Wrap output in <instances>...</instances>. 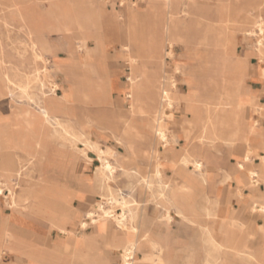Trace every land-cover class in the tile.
<instances>
[{"label": "crops", "instance_id": "obj_1", "mask_svg": "<svg viewBox=\"0 0 264 264\" xmlns=\"http://www.w3.org/2000/svg\"><path fill=\"white\" fill-rule=\"evenodd\" d=\"M234 3L242 4L243 7L254 12V26L255 21H259V17L253 8L260 7L258 13L264 17V0H237ZM18 4L28 19L30 27H34L36 33L41 35L39 41L44 54L49 47L58 48L49 40L48 35L54 32L62 34V31L54 29L61 26V23L57 21L58 18L66 19L74 16L75 13L69 3L66 0L60 1L50 11L32 0H19ZM211 5L213 13L216 14L218 0H212ZM2 8L1 6L0 12ZM136 10L138 11V7ZM7 14H9L8 11ZM50 15L53 18L50 19L49 27L41 28L37 25V20L41 22L44 16ZM122 30L129 32L132 27L126 24ZM257 34L251 36L254 44L262 38V34L259 32ZM237 39V46L231 50L233 54L229 61L233 67L250 66L242 80L243 88L247 99L251 98L259 106L257 108H264V78L262 76L264 69L261 68L260 57L248 41H244L239 36ZM79 45L77 40L72 39L67 47H72L76 51ZM98 45L101 47V53L97 56H85L81 51H77V54L74 52L72 55L55 58V63L58 65L71 68H66L69 72H54V75H61V80L57 82L59 87L54 94H50L47 102L43 101L51 118L50 123L40 116L35 105L28 106L14 100L10 86H6L3 72L0 71V89L4 99H8V106L4 105V100L0 102V143H5L4 146H0V170L8 168L5 157L7 156L14 159L13 173H15L6 178L10 184L2 185L4 193L0 194V264H43V262L58 264L59 254L66 259L75 258L68 246L65 248V244L68 245L72 239H75L73 232H76V224L84 218L82 217L84 208L92 203V199L97 195L96 186H100L101 183L97 175L98 170L95 177L86 172L89 163L84 165L85 159L78 151L61 144L60 141L51 140V137L55 136L64 138L62 135L53 134L59 127L54 121L56 119L71 131L78 132L81 140L88 141L77 127L93 126L99 132L107 131L105 136L111 134L116 143L126 146V154L120 156L118 161V171L125 172L127 176L130 174L132 179H138L137 186H141V193L144 194L142 200L147 201V204L152 200L150 195H146L151 188L148 189L142 184L144 179L151 178L149 171L154 158L162 164L163 172H169V174H162V178L169 186H165L166 189L164 186H159L156 193L159 203L164 204L162 211L158 214L153 212L145 215V218L140 212L137 221L138 233L140 237L148 241L142 243L135 251L138 256L136 259L144 256L151 261V264H155L159 259L163 264H264V212L260 210L264 202V162L262 160L264 158V124L255 125L253 128L245 127L238 135L237 143L233 147L225 146L227 153L222 156L201 149V154L205 155L202 175L188 169L192 163H186V165L183 163L185 143L181 146L182 150L164 148L160 151L158 149L157 156H153V147L159 144L154 133V115L133 114L129 103L127 107H124L123 96L124 91L128 89V79L127 75L126 81L120 79L123 65L127 68L122 44L102 38ZM116 45H119V50L116 49ZM84 47L89 48L87 41L84 42ZM239 47L241 50L238 55ZM186 54L187 50H184L181 56ZM199 54V57L193 60H183L177 64L185 72L183 81L187 87L186 92L180 93L182 96L191 97L187 103L190 107L188 111L195 115L203 114L204 108L192 95L191 88H198L211 96L224 97V94L216 87V79L219 80L221 76L220 71L208 74L204 70L208 63L212 66L217 64L215 68L218 69L220 60L215 56L210 59L202 56V52ZM260 59L263 60L264 57ZM170 63L175 62L170 59ZM47 66L53 70L54 59H49ZM162 67L161 87H168L166 60H163ZM19 71L21 72L18 74L16 72L14 76L9 70L8 73L13 80L20 81L24 70L19 69ZM76 71L82 73L87 79L97 77V82L87 84L81 92L77 91L71 79L67 77ZM175 71L180 73L176 69ZM64 73L67 75L65 76ZM59 90H61L60 94L57 93ZM245 110L249 123L254 124L252 121L255 115L252 114L251 108L247 105ZM183 113L182 110L181 114ZM262 113L264 114V110ZM175 126V131L169 127L173 132L170 142L176 143L179 139L185 142L176 132L177 124ZM138 139H144V148L136 145ZM88 142L92 144L93 141ZM247 148H251L250 161L244 163V168H239L238 162L243 160ZM82 151L88 157L87 152ZM104 151L103 155L106 158L117 154L111 147H107ZM21 155L35 160L34 179L26 180L24 184H22L25 180L22 175L23 168L18 170L16 167V157ZM255 155L258 158H255ZM161 158H163L162 161ZM143 159H146L145 162L148 165L146 169L142 167L145 164ZM249 170L258 171L261 175L260 180L254 182ZM144 172H147V178L141 181L140 177ZM11 175H13L12 178H10ZM225 176L231 179L225 180ZM1 181L0 179V184ZM183 183H192V186H179ZM22 185L21 189L16 187ZM6 186H9L12 193L6 189ZM160 190L165 194L163 201L158 195ZM209 206L215 208V215H211L210 212L203 213ZM166 208L171 210L182 208L185 214L178 216L174 214L169 220L166 216ZM163 212L162 218L160 216ZM91 226L88 225L84 231L80 230L77 233L78 236L83 233L87 235L86 240L79 245V249L82 252L86 251L85 244L91 237L94 247L91 248V255L99 256L100 261L105 260L103 257H109V264H112L113 259L117 257V251L106 253L102 245L106 235L103 232L96 234L93 227L86 232ZM80 232L83 233L79 234ZM210 238L221 242L223 246L216 248ZM153 242L162 245L163 250L159 257H157L159 249L152 244Z\"/></svg>", "mask_w": 264, "mask_h": 264}, {"label": "bare ground", "instance_id": "obj_2", "mask_svg": "<svg viewBox=\"0 0 264 264\" xmlns=\"http://www.w3.org/2000/svg\"><path fill=\"white\" fill-rule=\"evenodd\" d=\"M6 1V7L9 14L0 15V71L2 70L3 72L6 86L13 85L21 92V94L27 95L28 99L32 100L39 110L40 116L43 117L47 123H50L51 118L43 101L47 102V100L50 99V94H54L59 85L56 81H53V75L46 65V56L40 46V35L36 33L34 27H30L28 19L20 10L19 4L16 0ZM60 1L64 0H35V2L40 3L47 11L56 7L57 3ZM66 1L69 3V6L75 14L72 18H56L57 21L61 23V26L55 27L54 29L62 31V33L70 31L73 34L72 38L80 43L77 50L81 51L85 56L100 55L101 47H99L98 44L102 38L113 41L114 43L119 42L122 44V50L125 51V61L127 62V68L129 69L127 74L128 89L124 91L123 99L125 102L129 103L133 114L154 115V133H156V140L157 143L159 142L163 146L169 144L170 137L173 136V132L169 127L174 123L177 124L176 132H178L185 140V158L183 159V163H185V165L186 163H192L195 174L202 175L204 173L203 162L205 160V155L203 153L201 154L200 150L202 149L205 151V143L217 144L219 148L225 146L233 147L237 143L238 135L245 127L253 128L256 125L249 123L248 118L245 115L247 114L245 110L247 105L253 112L259 107L251 98L247 99V94L243 88L242 80L250 66L245 65L244 67L242 66V68H239V66L233 67L232 63L229 61V58L233 53L226 47L221 49L218 48L214 42L216 35L215 24L222 11V1L218 8H215L216 17L211 20L206 19L203 15V8H201L202 6L200 5L202 0H185L184 2H181V0H136V2L131 0L130 5L125 6L123 10L111 11H107L104 8L102 0ZM122 1L124 3V1L127 0ZM137 2H145L144 8L141 12L136 10ZM123 3L121 4L123 5ZM253 9L254 11L256 10L257 17H259V21H255V27L259 34H262V38L259 36L261 39L254 44V50L259 57L262 58L264 57V17L258 13L260 7ZM245 11L243 10L242 4L235 5L232 3L230 6V15L233 17V20L245 26V33L248 35L251 32L249 28L246 29V26L250 27L253 25L254 12ZM12 15L17 19L16 25L12 22ZM51 17L52 15L44 16L41 22L37 20V24L42 23L44 19L45 22L46 20L50 22ZM203 22H206L204 27H202ZM49 24L50 23H48V25ZM126 24H129L132 27V30L129 32L122 30ZM14 26L18 31H23L25 33V45L31 54V65L27 66L25 63L28 59V55H26L27 49L22 51V53L19 52V63L15 68L18 71L19 69L24 70L20 81H15L10 77L5 65L8 55L5 54L3 40L4 38H9L11 29ZM208 27H210L209 30ZM2 29L4 30V33L1 31ZM88 40L93 42V47H84V42ZM204 41H209L210 45L213 47L214 56L221 62L219 69L221 76L219 80L216 79V87L217 90L224 94V97L211 96V94L203 93L198 88H191L192 95L201 102L204 108V113L198 115L200 118L195 120L197 115L188 111L190 107L187 103L191 97L182 96L178 90L172 91L169 87H161V80L163 77L162 62L166 57L176 62L173 53L174 44H181L184 46L192 44L193 46H197ZM22 46L24 49L26 48V46L24 47V44L20 47L22 48ZM69 53H71V51ZM197 56H199V54H197ZM38 60L44 62V66L41 70L43 72V77L40 76V72L36 66V61ZM54 66L60 69V65L57 63H54ZM25 68L29 69L28 72H26L27 69ZM175 68L180 71L181 74H185L177 64L175 65ZM64 75L66 76L67 74L64 73ZM69 76L72 78V83L74 84L75 89L79 92H81L87 84H94L97 82V77L87 79L79 71H76ZM43 78H49V82L45 83ZM33 86H36L38 91L32 93L33 97H31L29 96V89ZM171 86L176 88L174 82H172ZM2 96L3 95L0 93V102L3 101V99H1ZM175 106L184 111L183 114L177 116V121H175L173 113L167 112L168 110H174ZM54 121L59 127L53 134L62 135L64 138L69 136L75 139V141L81 142L88 150L97 153L101 162L97 168V175L101 183L100 186H111V177H113V174L117 170L113 162L103 155L105 151L88 141L81 140L78 132L71 131L70 128L63 125L60 120L56 119ZM256 123H258V121ZM4 145L5 143H0V146ZM250 153L251 148H247L243 160L238 162L239 168H244V163L250 161ZM157 154L158 148L157 145H155L153 147V156H157ZM5 157L7 158L6 164L12 174L14 159L12 160L7 156ZM200 157L202 158L200 159ZM262 160L264 162V158ZM153 162L154 163L151 166V178H143L142 185L149 189L151 188L150 186H152V183L156 180V186H169L162 178V164L156 158H154ZM249 174L254 182H257L261 178L258 171L249 170ZM130 176L131 175L129 174V177ZM230 179L231 178L227 176L225 180ZM179 186H192V183H183ZM3 187L4 186L0 185V194L4 193ZM16 187L19 188L20 186ZM6 189H9V192L12 193L9 186H6ZM162 190H160L158 195L163 201L165 194ZM113 198L112 196H108L107 199L109 202H97L93 209H88L84 218H81L76 224V230L84 231L88 225H92L94 229L103 231L106 235V239L103 240L102 245L105 248L106 253L117 251L116 259L119 260L120 264H151V261L144 256L140 259L135 258L136 249L143 243L141 239L142 237H140L138 233L139 228L137 224L141 210L140 203L137 204V201H135L138 205L136 211H133L131 205H127L125 208H122V205H120L122 212L117 213L112 209V206H109L108 208L106 206V204H113ZM119 203L120 201H118L117 204ZM159 205L164 207L163 202L159 203ZM260 210L264 212V202L261 204ZM165 212L167 219L169 220L172 219L174 214L177 216L185 214L182 208H174L173 210H171V208H166ZM74 237L77 240L85 241L87 235H84V233L81 236L75 234ZM210 241L211 243L213 242L212 244L216 248H221L223 246L221 242L213 238H210ZM152 244L159 249V254L157 256L159 257L163 250L161 243L153 242ZM67 246L68 245L65 244V248ZM76 246H78V244ZM58 258V264H86L85 261L80 259H66L62 254H59ZM103 258L105 260H101V264H109V257ZM43 264L45 263L43 262ZM155 264H163V262L159 259Z\"/></svg>", "mask_w": 264, "mask_h": 264}, {"label": "rangeland", "instance_id": "obj_3", "mask_svg": "<svg viewBox=\"0 0 264 264\" xmlns=\"http://www.w3.org/2000/svg\"><path fill=\"white\" fill-rule=\"evenodd\" d=\"M18 1L19 0H16L17 3H18ZM32 1H35V0H32ZM130 1L131 0H127V1H124V3H123L122 0H102V2L104 4V8L107 11L123 10L125 8V6L130 5ZM133 1L136 2V0H133ZM184 1L185 0H181V2H184ZM221 1H222V3H221L222 11H221V14H220V16L217 19V22L215 24V29H216V35L214 38L215 45L220 49L226 47L229 51H231V50H233L234 47L237 46V38L239 36V38H242L244 41H248L251 48L254 49V42H253V38H251V36L256 35L258 32V30L255 28L254 24L251 25L250 27L249 26L246 27V29L249 28V30L251 32L250 34L246 35L245 26H243L240 23L235 22L233 20V17L230 15V6L232 3L235 4L234 2H237V0H218V3L220 4ZM6 3H7L6 0H0V7L1 6L3 7L2 11L0 12L1 15L7 14ZM121 3H123V5ZM144 5H145V2H137L136 6L138 7V11L141 12L143 10ZM200 5L202 6L201 8H203L202 12H203V15L206 19L211 20V19H214L216 17V14L213 13L212 8H211L212 7L211 0H202L200 2ZM243 10L244 11L246 10L245 12H250V11L252 12V10H250L247 7H243ZM11 19H12L13 24L16 25L17 19L14 18L13 15H12ZM44 20L42 21V23H38L37 25L40 26L41 28L49 26L48 23H50V22L48 20H46V22H45ZM205 24H206V22H203L202 27H204ZM263 26H264V24H263ZM209 28L210 27H208V30H209ZM1 31H2V33H4L3 29ZM17 31H18L17 28L14 26L11 29L9 38L8 39L4 38V40H3L4 51H5V54L8 55L7 60L5 61V65H6V68H8L9 72L12 75L16 74V72L20 73V71L15 69V67L18 66L20 53H22V51H24L26 49H27L26 55H28V59L26 60V64H27V66L31 65V54H30L27 46L25 45V42H26L25 38L26 37L22 31H18V32ZM51 34H54V35L51 36ZM40 37H41V35H40ZM72 37H73V34L70 31L62 33V34L54 32V33H50L48 35L49 40L52 43H54L55 45H57L58 48H50V47L47 48L48 51L45 54L46 65L49 63V59L50 60L54 59V63H55V58L57 56L62 58V57H65L66 55H72V53H74V52H75V54H77V51H78L77 49L75 51L74 48L67 47V45L69 44V41L74 39ZM10 38L12 39V41ZM14 42H15V44H14ZM203 43H204V45H203ZM22 44H24V47L26 46L25 49L23 48V46H22V48L20 47ZM87 46L90 48L93 47V42L91 40H88ZM185 48L187 50V54H186V56H181V54L183 53ZM116 49H118V50L120 49L119 45H116ZM240 50H241V47L238 48V55L240 53ZM70 51H71V53H69ZM200 52H202V56H207L209 59H210V57H214L213 47L210 45L209 41H204L200 45H197V46H193L192 44H189L186 46L181 45V44L180 45L179 44L173 45V53L175 55L174 59L176 62L170 63V58L166 57V59H165L166 62L168 63V70H167L168 73L166 74L167 75L166 82L168 84V87L171 88L172 91H174V90H178L180 92H186L187 91V87L183 81L184 75L176 72L175 71L176 68L174 67V65L179 64L180 61H183V60H188V61L193 60V59L199 57V56H197V54H199ZM259 60L261 63V68L264 69V59L262 60L259 58ZM255 61H258V60L255 59ZM36 66L38 67V71L40 72L39 73L40 76L43 77V72L41 70L44 66V62L42 60H38V61H36ZM68 67L69 66L66 67V66L60 65V69H55L56 68L55 67L53 70L48 67V69L51 71V73L53 75V81L58 82L61 80V75L60 74L54 75V72H61V73L69 72V70H66V68H68ZM215 67H216L215 65L212 66V65H210V63H208L205 66L204 70L207 71L208 74L213 73L214 71H217L220 69V64L218 66L219 67L218 69H216ZM69 68H71V67H69ZM25 69H27V68H25ZM28 70L29 69H27L26 72H28ZM128 72H129V69L125 68V66L123 65V71H122V75L120 78L122 81H126V75ZM262 76L264 78V75H262ZM67 77L70 78L72 81V78L70 76H67ZM127 79H128V77H127ZM43 81L45 83H48L49 78H43ZM203 81H207V79H203ZM172 82H174V84L176 85V88L171 86ZM10 91L13 95L14 100H17L21 104H26L28 106H34L33 101L29 100L27 95L21 94V92L18 91L13 85H10ZM37 91H38V88L36 86H33L31 89H29V96L33 97L32 93H35ZM0 93L3 94L1 89H0ZM57 93L60 94L61 90L57 91ZM1 99L4 100L3 101L4 105L8 106V99H4V94H3ZM127 106H128V103L125 102L124 107H127ZM175 108H174V110H168L167 112L173 113L174 117H175V121H176L178 119L177 116L182 113V111H181L182 109L177 108L176 106H175ZM262 110H264V108H261V109L257 108L256 111H254V112L252 111V114L255 115L252 123L259 125V126L264 124V114L262 113ZM199 118H200V116L197 115L195 117V120H198ZM257 121H258V123H256ZM175 125H176L175 123L171 125L172 131L176 130ZM77 129L79 130V132L81 134L85 135V137L87 138L88 141H90V140L93 141L92 144H94V145L96 144L104 150H106L107 147H111L117 153L115 156H107V158L111 159V162H113V164L115 165L116 170H117L113 174V177H111V181H110L111 186H96L97 187V195L95 196V198L92 199V203L89 206L87 205L84 208L82 216L85 215V213L87 212L88 209H93L95 203H97V202H106V203L109 202V200L107 199L108 196H112V198L113 197L114 198L112 199V201H113L112 205L106 204L107 208L109 206L110 207L112 206V209L117 213L122 212L120 205H122V208L127 207V205H129V206L131 205V208L133 209V211L134 210L136 211L137 206H138L137 204H139V203H140L139 205H141V207H142V208L140 207L141 208L140 212H141V214H142L141 216L143 218H145V215L152 214L153 212L158 214L159 211L160 212L162 211L163 207L159 205V201L157 200L158 197L156 195V193L158 192V188H159V186H156L157 185L156 180L154 181V186H151L150 192H148V194H146L148 196L150 195V198H152L150 203L148 201V204H147V201L143 202V200H142V195H144V194L141 193V186H137L138 181L136 179H132L129 176H127L125 172L118 171L119 158H120V156L126 154V149L123 145L116 143V141L114 140V138L111 134L108 136H105V133L107 131H103V132L99 133V130L93 126H90V127L86 126L84 128L77 127ZM101 135L104 137H102ZM169 137H170V135H169ZM51 140L60 141V142H62L61 144L69 146L73 150L78 151L79 154L82 155L83 158L85 159L84 165L87 162L89 163L86 172L89 173L92 177H95L96 170H97L96 168L98 165L101 164L96 152H94L92 150H88L87 147H84V145L81 142L75 141V139H73L69 136L66 137V139L55 136V137H51ZM136 143H137L136 144L137 146L144 148L145 144H144L143 140L138 139ZM184 143L185 142L182 139H179L176 143L170 142L165 147L159 143L157 145V147L160 151H162L164 148H177V149L182 150L181 146L184 145ZM204 149L208 153H216L219 156H222V155L227 153L226 147L219 148L217 144L205 143ZM82 150L87 152L88 157L86 156V154H83ZM255 158H258V156L255 155ZM143 160H144L143 162L146 161V159H143ZM162 160H163V158H161V161ZM257 161H259V160H257ZM34 166H35V160L34 159L27 157V156H22V155L16 157L17 169L21 170L23 168L22 175L24 176L25 180L22 184H24L26 182V180L34 179V176H35ZM89 166H90V168H89ZM205 166H206V164H205ZM131 167H135V166H131ZM142 167H144L145 169L148 167L146 162ZM188 168L192 171L194 170V166L192 164H190ZM0 173H1L0 179L2 180L0 185L2 186V185H5L6 183L10 184V181L9 180L7 181V179H6L11 174L10 169L5 167V168L0 170ZM150 173H151V171H149V174ZM164 173L169 174L168 171H164L163 175H165ZM14 174L15 173H13V175ZM146 174H147V172L146 173L144 172V174H142V177H140L141 181L143 178H147ZM13 175H11L10 178H12ZM130 184L136 185V186H130ZM22 187H23V185L20 186V189ZM106 188H107V190H106ZM147 200H149V199H147ZM118 201H120L119 204H117ZM135 201H137V204ZM153 204H155V205L153 206ZM209 207H207L208 210L207 209L204 210L203 213L207 214V212L208 213L210 212L211 215H215V208L214 207L209 208ZM163 215H164V212L160 217L163 218ZM91 229H92V226L89 229H87L86 232H89ZM79 231L80 230H76V232L75 233L73 232V234H77ZM94 231H96V234H97V232H103L99 229H94ZM82 233L83 232H80L79 234H82ZM96 234H94V236ZM141 239H142L143 243H147V241H148L147 239H144V238H141ZM87 241L88 242L85 244L86 245V251L82 252L79 249V245H81L83 243V241L77 240V239H72V242L68 244V248H69L71 254L76 259H85L84 261L86 264H101L100 257L95 256V255H91V253H90L91 248H94L92 245L93 239H91V237H90L89 239H87ZM102 243H103V241H102ZM77 244H78V246H76ZM137 257H138L137 253H135V258H137ZM206 257H207V254H206ZM218 261H219V259H218ZM112 264H120V263H119V260L114 258Z\"/></svg>", "mask_w": 264, "mask_h": 264}]
</instances>
